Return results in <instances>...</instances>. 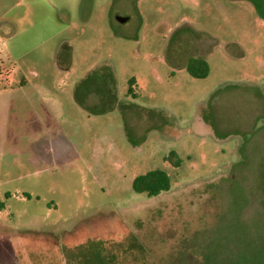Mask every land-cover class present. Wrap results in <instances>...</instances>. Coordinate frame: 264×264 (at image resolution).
<instances>
[{
    "label": "rangeland",
    "instance_id": "374dc122",
    "mask_svg": "<svg viewBox=\"0 0 264 264\" xmlns=\"http://www.w3.org/2000/svg\"><path fill=\"white\" fill-rule=\"evenodd\" d=\"M260 12L0 0V264H264ZM183 25L217 40L206 78L185 66L201 45L170 44ZM249 142L260 173L243 180ZM155 170L170 189L135 192Z\"/></svg>",
    "mask_w": 264,
    "mask_h": 264
},
{
    "label": "trees",
    "instance_id": "16d2710c",
    "mask_svg": "<svg viewBox=\"0 0 264 264\" xmlns=\"http://www.w3.org/2000/svg\"><path fill=\"white\" fill-rule=\"evenodd\" d=\"M260 15L263 17L261 12ZM185 33H187L189 37V41H190L189 43L191 48L201 45L202 48L206 50L205 54L203 53L199 57L194 56L189 58V60L185 64L187 71L194 78L197 79L206 78L210 72L209 64L206 61V57L217 45V40L208 34L196 31L190 25H183L178 29H176V31L172 36V40L170 41V44L172 45L175 41L179 39L181 34H185ZM170 44L168 51L172 52V50L170 49ZM134 85H135V80L131 79L129 94L132 96H135L134 88H133ZM174 155H175L174 153L170 154L169 159L174 157ZM170 187H171V179L169 175L162 170H155L153 172H150L147 175L136 179L135 182L133 183V189L135 192L146 193L150 196L159 195L163 191L169 190ZM4 207H5L4 202H0V210L3 209Z\"/></svg>",
    "mask_w": 264,
    "mask_h": 264
},
{
    "label": "flooded vegetation",
    "instance_id": "af4514ba",
    "mask_svg": "<svg viewBox=\"0 0 264 264\" xmlns=\"http://www.w3.org/2000/svg\"><path fill=\"white\" fill-rule=\"evenodd\" d=\"M122 19V18H121ZM254 138V137H253ZM261 141V140H260ZM260 145H261V143H260ZM251 147V144H250V142L246 145V148H245V152L246 153H248V154H244L243 156H242V158L243 159H245L246 158V163H247V167L246 168H244V170H242L241 172H240V178L241 179H243L244 180V178L246 179L247 177L246 176H248V177H251V176H253V170H255L256 169V167H255V164H256V162H255V159H256V156L257 155H255V150L252 148H250ZM171 159H173V157L171 158ZM170 159V160H171ZM255 172H257V174H259L260 172L256 169V171ZM264 175V174H263ZM235 184H236V181H235ZM264 208V207H263ZM92 260H94V262H96L97 264H101V263H104L103 261H102V259L99 257V256H96L95 258H93ZM91 264H94V263H92L91 262ZM105 264V263H104Z\"/></svg>",
    "mask_w": 264,
    "mask_h": 264
},
{
    "label": "water",
    "instance_id": "95a60500",
    "mask_svg": "<svg viewBox=\"0 0 264 264\" xmlns=\"http://www.w3.org/2000/svg\"><path fill=\"white\" fill-rule=\"evenodd\" d=\"M119 20H121V21H125L124 19H121V18H120ZM234 47H235L234 45H229L227 49L230 51V50H231L232 48H234ZM235 48H236V47H235ZM237 53H238L239 55H241V56L244 55V53L241 51L240 48L237 49Z\"/></svg>",
    "mask_w": 264,
    "mask_h": 264
}]
</instances>
